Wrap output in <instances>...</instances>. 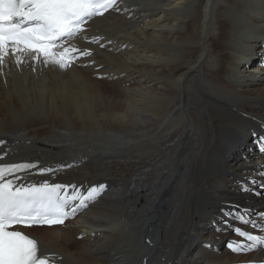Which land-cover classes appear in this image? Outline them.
Wrapping results in <instances>:
<instances>
[{"label": "bare ground", "instance_id": "obj_1", "mask_svg": "<svg viewBox=\"0 0 264 264\" xmlns=\"http://www.w3.org/2000/svg\"><path fill=\"white\" fill-rule=\"evenodd\" d=\"M82 36L93 54L66 71L0 67V155L59 169L30 181L106 187L64 225L19 230L51 264L264 258L226 248L221 224L229 204L264 212V0H121Z\"/></svg>", "mask_w": 264, "mask_h": 264}, {"label": "snow or ice", "instance_id": "obj_2", "mask_svg": "<svg viewBox=\"0 0 264 264\" xmlns=\"http://www.w3.org/2000/svg\"><path fill=\"white\" fill-rule=\"evenodd\" d=\"M116 5L117 0H0V67L12 57L17 66L30 60L62 71L70 69L81 57L93 54L72 41L82 36L88 21ZM100 39L93 37L90 43ZM257 139L264 154V136ZM5 143L0 139V145ZM6 156L7 153L0 155V264H51L41 253L38 241L19 230L20 226L64 225L97 201L106 185L77 187L48 179L30 181L28 175L34 169L41 176H55L59 169L40 167L38 162L7 163ZM241 190L251 189L242 186ZM221 215V224L240 238L229 241L231 251L241 253L264 247V235L254 234L257 230L264 233V212L251 219L252 209L229 204L221 209ZM249 227L252 231L247 230ZM221 230L217 227V231Z\"/></svg>", "mask_w": 264, "mask_h": 264}, {"label": "rangeland", "instance_id": "obj_3", "mask_svg": "<svg viewBox=\"0 0 264 264\" xmlns=\"http://www.w3.org/2000/svg\"><path fill=\"white\" fill-rule=\"evenodd\" d=\"M104 84L107 85V83H104ZM32 231H34V232H36V233L40 232V230H39L38 228H34ZM229 231H230V230H229ZM224 243L226 244V240H224Z\"/></svg>", "mask_w": 264, "mask_h": 264}]
</instances>
